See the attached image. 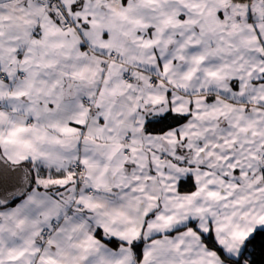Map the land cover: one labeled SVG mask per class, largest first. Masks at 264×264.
Listing matches in <instances>:
<instances>
[{
    "label": "snow or ice",
    "instance_id": "snow-or-ice-1",
    "mask_svg": "<svg viewBox=\"0 0 264 264\" xmlns=\"http://www.w3.org/2000/svg\"><path fill=\"white\" fill-rule=\"evenodd\" d=\"M0 264H264V0H0Z\"/></svg>",
    "mask_w": 264,
    "mask_h": 264
}]
</instances>
